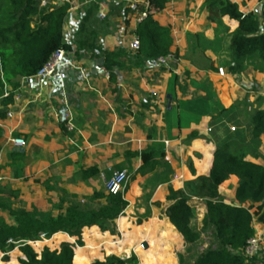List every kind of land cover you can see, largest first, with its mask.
I'll list each match as a JSON object with an SVG mask.
<instances>
[{
	"label": "crops",
	"instance_id": "0c3cea01",
	"mask_svg": "<svg viewBox=\"0 0 264 264\" xmlns=\"http://www.w3.org/2000/svg\"><path fill=\"white\" fill-rule=\"evenodd\" d=\"M72 1L63 34L74 65L44 84L17 77L10 90L14 101L2 107L11 116L0 112L1 185L12 192L13 207L58 216L71 201L92 208L105 204L96 195L106 194V180L128 170L134 176L125 193L128 205L110 230L93 225L80 235L58 232L29 244L40 255L45 247L59 250L69 243L72 264L133 256L136 261L125 264H181L183 237L163 214L168 188L208 176L215 150L223 144L242 149L247 161L264 166V135L259 143L252 141L253 109L264 98V61H247L242 74L229 73L230 37L238 21L222 16L221 6H209L208 0H170L156 19L171 26L179 71L153 61L134 65L132 40L139 23L130 1ZM231 1L264 19L263 0ZM43 2L40 6L62 4ZM106 53L121 66L115 84L102 66ZM63 112L72 113L71 130ZM11 137L23 138L24 145H14ZM154 144L164 147L165 157L156 156L155 168L144 174L140 153ZM238 186L236 176L226 181L220 187L222 200L236 204ZM57 191L63 196L52 208L51 194ZM190 205L193 223L200 227L205 200L194 197ZM254 227L264 231L257 218ZM9 256L11 264L14 257L17 264L25 259L18 248Z\"/></svg>",
	"mask_w": 264,
	"mask_h": 264
},
{
	"label": "trees",
	"instance_id": "16d2710c",
	"mask_svg": "<svg viewBox=\"0 0 264 264\" xmlns=\"http://www.w3.org/2000/svg\"><path fill=\"white\" fill-rule=\"evenodd\" d=\"M147 1L148 6L138 4V12L146 10V17L137 25L135 35L140 39V49L133 54L134 65L154 61L172 53L173 36L171 26H163L156 19L170 0ZM209 6L219 4L221 15L238 21V27L230 37L231 62L229 73L242 74L246 62L258 55L264 61V24L255 12L244 13L231 0H208ZM71 4L40 6V0H0V10L9 14V22L0 21V76L2 85L16 87L17 77H34L46 62L59 50H71L64 41V23ZM176 56L178 54L175 53ZM102 66L109 74V81L117 83V69L121 68L111 54H104ZM14 101L11 91L3 96L2 105L9 108ZM253 109L252 141L260 142L264 135V98ZM3 110L2 115H7ZM19 153H15L17 157ZM165 157L162 145L154 144L140 153L145 174L155 168L156 156ZM232 176L239 180L236 204L222 200L220 187ZM133 179V178H132ZM129 182V181H128ZM127 182V183H128ZM98 193L105 201L98 208H92L78 201H71L64 214L54 216L52 212L40 213L24 206L13 207L0 200V252L3 261L9 262V254L18 248L25 259L22 264H72L73 245L62 243L59 250L45 247L37 254L31 241L49 239L58 232L80 235L84 227L99 225L102 230H110L112 222L122 215L128 205L125 193ZM163 210L167 220L183 237L185 250H194V258L189 264H264V253L246 257L243 253L248 241L256 235L254 220L264 224V166L247 161L242 149L231 150L228 144L218 146L208 176H200L185 182L180 189L168 188ZM12 194V192L10 193ZM15 194V193H14ZM16 195V194H15ZM202 198L206 204V214L198 227L193 223L194 212L190 205L192 198ZM258 204V205H256ZM211 233L213 244L200 250L203 234ZM81 244V242H79ZM180 254L181 264H186ZM135 262L109 257L105 261L91 264H125Z\"/></svg>",
	"mask_w": 264,
	"mask_h": 264
},
{
	"label": "built area",
	"instance_id": "2783aa9c",
	"mask_svg": "<svg viewBox=\"0 0 264 264\" xmlns=\"http://www.w3.org/2000/svg\"><path fill=\"white\" fill-rule=\"evenodd\" d=\"M46 1L44 0L43 3L45 4ZM129 1V7L132 11L137 12L138 23H140L146 17L147 12L146 10L138 12V4H142L146 7L148 6V2L140 0ZM66 2L70 3L71 5L74 3L72 0H61L62 4ZM262 22L264 24V19L262 20ZM132 49L134 53H136L140 49V39L137 35L133 36ZM66 54L67 52L64 49H59L39 70V72L34 77L39 80L40 84H44L45 82H47V80L58 76L61 68L74 65L72 60L69 59ZM153 62H155L156 65H158L160 68H163L167 71L178 72L181 59L179 56H176L175 53L172 52L167 56L154 60ZM4 96H7V93ZM7 112L8 116H11V113L9 111ZM64 115L67 120V129L71 130L73 128L72 113L66 112ZM10 141L16 146H23L25 143V140L21 137H11ZM166 144L168 145L169 142L167 141ZM128 181L129 174L127 170L117 171L112 177L106 180L105 190L107 193H111L114 195L123 193L125 191V187ZM243 253L246 257H252L256 254L264 253V231H256V235L248 241V245L244 249Z\"/></svg>",
	"mask_w": 264,
	"mask_h": 264
},
{
	"label": "rangeland",
	"instance_id": "374dc122",
	"mask_svg": "<svg viewBox=\"0 0 264 264\" xmlns=\"http://www.w3.org/2000/svg\"><path fill=\"white\" fill-rule=\"evenodd\" d=\"M79 1H83L84 3L87 2L86 0H79ZM0 21L9 22V14L3 10H0ZM252 59L256 60L258 62V65L260 64V62L262 63V60L260 59V57H258V55H255ZM11 89H12V86H9V85L6 86L4 84L2 85V77L0 76V112H3V110H4L3 109L4 106L2 105L1 96L3 93H5V91H7V90L10 91ZM9 156H10V153H9ZM6 165H9V164H6ZM0 168H3L2 164H0ZM117 171H120V170H117ZM127 172L129 174V182L126 184L125 190L129 189V186H130L131 182L133 181L132 178L134 177L132 172H129L128 170H127ZM1 182L2 181L0 179V200L5 201L7 204L14 206L15 204L13 203V199H12L13 196L10 194L9 189L7 187H4L1 185ZM61 196H63V194H58V191L56 194H54V193L51 194L52 208L54 207V205L56 203H58L57 198H62ZM2 213L3 212L0 211V214H2ZM5 213L8 214V212H5ZM122 224H123V222L121 221L118 224V227L120 228L122 226ZM114 226L116 227V223H114ZM212 244H213V238L211 236V233L207 232L206 234H204L202 241L200 242V246H201L200 250H204V249L207 250L208 247ZM180 254L183 255L182 260L186 264H189L190 262H192L195 252H194V250H183V252H181ZM180 254H179V256H180ZM16 259H17L16 257L13 258L14 262H12V264H17ZM0 264H11L9 262L6 263L5 261H3V253L2 252H0Z\"/></svg>",
	"mask_w": 264,
	"mask_h": 264
},
{
	"label": "water",
	"instance_id": "95a60500",
	"mask_svg": "<svg viewBox=\"0 0 264 264\" xmlns=\"http://www.w3.org/2000/svg\"><path fill=\"white\" fill-rule=\"evenodd\" d=\"M101 62H95V63H93V67H94V70H95V67L96 66H99V65H101L100 63H102V60H100ZM169 98H170V96H169ZM65 114V112H63V115ZM144 247L145 248H147V244H144Z\"/></svg>",
	"mask_w": 264,
	"mask_h": 264
}]
</instances>
